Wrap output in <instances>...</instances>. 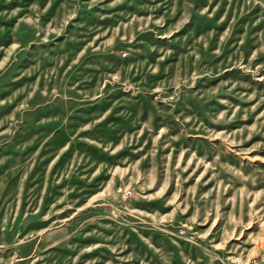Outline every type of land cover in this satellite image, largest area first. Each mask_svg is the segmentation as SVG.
Returning a JSON list of instances; mask_svg holds the SVG:
<instances>
[{
  "label": "rangeland",
  "instance_id": "obj_1",
  "mask_svg": "<svg viewBox=\"0 0 264 264\" xmlns=\"http://www.w3.org/2000/svg\"><path fill=\"white\" fill-rule=\"evenodd\" d=\"M0 264H264V0H0Z\"/></svg>",
  "mask_w": 264,
  "mask_h": 264
}]
</instances>
